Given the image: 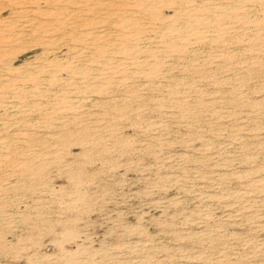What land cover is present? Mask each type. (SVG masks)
<instances>
[{
    "label": "rangeland",
    "instance_id": "374dc122",
    "mask_svg": "<svg viewBox=\"0 0 264 264\" xmlns=\"http://www.w3.org/2000/svg\"><path fill=\"white\" fill-rule=\"evenodd\" d=\"M52 1L0 0V264H264V0Z\"/></svg>",
    "mask_w": 264,
    "mask_h": 264
},
{
    "label": "bare ground",
    "instance_id": "6f19581e",
    "mask_svg": "<svg viewBox=\"0 0 264 264\" xmlns=\"http://www.w3.org/2000/svg\"><path fill=\"white\" fill-rule=\"evenodd\" d=\"M4 1V0H3ZM23 1V0H22ZM46 2H48V3H51V2H53L52 0H45ZM66 1V0H65ZM55 2V1H54ZM98 3V2H97ZM101 3V2H100ZM112 3V2H111ZM92 4V3H91ZM107 4V3H106ZM115 4V2L113 3V5ZM0 5L2 6V7H0V15L1 14H3L4 13V11L5 10H8L9 9V11H10V13H17V12H20L19 14L21 15V17L23 16V19H21L20 20V22H19V24H18V28L15 30V31H13V30H10V29H8V27H7V25L5 26V24H3V26L2 25H0V42H5L7 39H13V41L15 40V39H21V40H25L26 39V37L27 36H30L32 33H34L35 31H37L38 30V28H40L41 26L40 25H42L43 26V24H45L46 22L44 21V20H42L41 19V16L43 15V14H46L47 13V8H42V6H40V5H37V4H32V5H28V6H26L25 8L23 7V9H22V6H20L21 7V9L19 10L18 9V7H17V5H15V4H9V3H7L6 2V4L4 5V3L2 4L1 2H0ZM4 5V6H3ZM53 5V4H52ZM145 5V4H144ZM147 5V4H146ZM54 6H56V5H54ZM53 6V7H54ZM200 6V5H199ZM246 6H248V5H246ZM52 7V6H51ZM50 7V8H51ZM160 7V6H159ZM106 8V7H105ZM179 8V7H178ZM247 8V7H246ZM57 9V8H56ZM82 9V8H81ZM109 9H111V8H109ZM119 9V8H118ZM64 10V9H63ZM69 10V9H68ZM114 10H115V8H114ZM117 10V9H116ZM121 10H122V8H121ZM52 11H53V9H52ZM70 11V10H69ZM216 11V10H215ZM214 11V12H215ZM219 11V10H218ZM66 12V11H65ZM68 12V11H67ZM71 12V11H70ZM70 12H68L69 14H70ZM108 12H110L109 10H108ZM6 13V12H5ZM96 13V12H95ZM122 13V12H121ZM143 13V12H142ZM102 14V13H101ZM108 14V13H107ZM117 14V13H116ZM158 14V13H157ZM66 15H68L67 13H66ZM65 15V16H66ZM93 15V14H92ZM95 15V14H94ZM202 15V14H201ZM206 15V14H205ZM210 15V14H209ZM69 16V15H68ZM67 16V17H68ZM90 16V15H89ZM88 16V17H89ZM211 16H214L213 14L211 15ZM210 16V17H211ZM53 17V16H52ZM51 17V18H52ZM77 17H78V15H77ZM79 17H82V16H79ZM116 17V16H115ZM185 17V16H184ZM215 17V16H214ZM214 17H212L213 19H214ZM13 19L14 17H13V15L11 16H8V17H6L5 19H3V18H0V21H2V22H6V21H8L9 19ZM46 18V17H45ZM50 18V17H49ZM49 18H46V19H49ZM50 18V19H51ZM54 18V17H53ZM83 18V17H82ZM110 18V17H109ZM112 18V17H111ZM157 18V17H156ZM160 18V17H159ZM16 19V18H15ZM49 19V20H50ZM74 19H75V17H74ZM98 19H100V17L98 18ZM141 19V18H140ZM213 19H211L210 18V20H213ZM18 20V19H17ZM72 20V19H71ZM79 21V20H78ZM111 21H113V20H111ZM11 22H13V20L11 21ZM14 22H16V21H14ZM18 22V21H17ZM16 22V23H17ZM75 22H77V21H74V23ZM126 22V21H125ZM15 23V24H16ZM57 23V22H56ZM79 23V22H78ZM145 23V22H144ZM185 23V22H184ZM11 24V23H10ZM54 24V23H53ZM70 24V23H69ZM80 24V23H79ZM183 24V23H182ZM48 25V24H47ZM51 25V24H50ZM66 25H68V20H67V22H66ZM184 25V24H183ZM182 25V26H183ZM188 25V24H187ZM45 26V25H44ZM61 26V25H60ZM213 27V26H212ZM46 28V27H45ZM60 28V27H59ZM63 28H64V26H63ZM68 28V27H67ZM138 28V27H137ZM150 28V27H149ZM154 28V27H153ZM209 28V27H208ZM207 28V29H208ZM44 29V28H43ZM62 29V28H61ZM48 30V29H47ZM52 30V29H51ZM176 30V29H175ZM42 31V30H41ZM99 31V30H98ZM173 31V30H172ZM43 32H45V30L43 31ZM42 32V33H43ZM68 32V31H67ZM214 32H216V30L214 31ZM218 32V31H217ZM40 33V32H39ZM95 33V32H94ZM102 34V33H101ZM107 34V33H106ZM74 35V34H73ZM99 35H100V33H99ZM215 35V34H214ZM213 35V36H214ZM95 36V35H94ZM114 36V35H113ZM185 36V35H184ZM216 36V35H215ZM81 37V36H80ZM84 37V36H83ZM82 37V38H83ZM93 37V36H92ZM51 38V37H50ZM53 38V37H52ZM214 38V37H213ZM212 38V39H213ZM91 39V38H90ZM89 39V40H90ZM32 40V39H31ZM110 40V39H109ZM16 41V40H15ZM26 42V41H25ZM179 43H181V42H179ZM2 44H0V46H1ZM11 45V44H10ZM9 45V46H10ZM13 45V44H12ZM79 45V44H78ZM81 46V45H80ZM3 47V46H2ZM8 47V46H7ZM72 47H74V46H72ZM84 47V46H83ZM84 49V48H83ZM95 49H97V48H95ZM46 50V49H45ZM13 51H14V48H13ZM97 51V50H96ZM17 52H18V50H17ZM2 53V52H1ZM129 54V53H128ZM158 56V55H157ZM158 58V57H157ZM86 61V60H85ZM151 61V60H150ZM8 63V62H7ZM73 63V62H72ZM75 63H76V61H75ZM42 64V63H41ZM100 64H102L101 62H100ZM105 64V63H104ZM8 65V64H7ZM82 65V64H81ZM39 66V65H38ZM8 67V66H7ZM21 68V67H20ZM40 68H41V66H40ZM79 68V67H78ZM31 69V68H30ZM84 69V68H83ZM149 69V68H148ZM53 70V69H52ZM27 71V70H26ZM35 71V70H34ZM17 77V76H16ZM48 77V76H47ZM24 78V77H23ZM49 78V77H48ZM71 78V77H70ZM77 79V78H76ZM4 83V82H3ZM92 83V82H91ZM101 83V82H100ZM2 84V83H1ZM81 84V83H80ZM98 85V84H97ZM21 86V85H20ZM101 85L99 84V87H100ZM102 87V86H101ZM103 88V87H102ZM25 89H26V87H25ZM69 91V90H68ZM47 92V91H46ZM49 97V96H48ZM78 98V97H77ZM72 99V98H71ZM11 103V102H10ZM29 103V102H28ZM7 106V105H6ZM30 107V106H29ZM31 108V107H30ZM5 138H7V137H5ZM8 139V138H7ZM11 143H12V141H11ZM1 149V148H0ZM3 149V148H2Z\"/></svg>",
    "mask_w": 264,
    "mask_h": 264
}]
</instances>
